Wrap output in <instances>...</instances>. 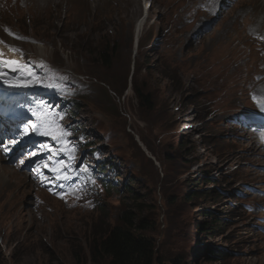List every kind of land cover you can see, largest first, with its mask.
Listing matches in <instances>:
<instances>
[{"label":"rangeland","instance_id":"rangeland-1","mask_svg":"<svg viewBox=\"0 0 264 264\" xmlns=\"http://www.w3.org/2000/svg\"><path fill=\"white\" fill-rule=\"evenodd\" d=\"M1 5L3 43L86 81V129L115 165L73 204L88 210L67 209L0 156L20 186L0 187L1 264H109L92 246L124 212L155 264H264V153L250 149V122L264 125V0H27L29 15Z\"/></svg>","mask_w":264,"mask_h":264},{"label":"clouds","instance_id":"clouds-1","mask_svg":"<svg viewBox=\"0 0 264 264\" xmlns=\"http://www.w3.org/2000/svg\"><path fill=\"white\" fill-rule=\"evenodd\" d=\"M213 22H216V20L211 22L209 29ZM247 49H249V47H247ZM60 72L67 73L76 80H83L67 70H60ZM57 102L58 105H55L52 109L54 111L63 109L64 112H67V105L62 101ZM70 104L72 105L70 106L71 110L66 114L64 120V124L68 125L66 127H63V124L61 125L62 127L57 124L45 126L41 119V122L34 121V126L43 124V127L40 128L39 132H33L32 128L34 126L30 125L27 119L26 121L28 122L30 130L29 137L33 136L35 133H39L43 136L42 150L44 153V165L53 166L47 171V176L44 179V181L47 182L44 184V192L51 197L57 198L67 209L88 210L87 208L73 207V204L91 197L94 184L98 179H101L102 175L112 172L115 165L112 164L113 157L110 151H105L103 149L104 147H108V145L104 143L107 141L95 143V139L92 138L90 131L86 129L85 122L87 121L83 119L85 113H81L80 104L74 107L73 99ZM54 117L56 116L54 115ZM67 118H71V120H67ZM72 123H76V125L71 126ZM195 126L198 127V125ZM187 127L188 126L185 125L186 130L188 129ZM63 129H67L76 134L75 144L64 146L62 143H54V140L58 137L57 131ZM45 130H50V132H44ZM192 131L196 133L197 128ZM54 135L57 137L51 141ZM185 135L189 134L185 133ZM46 138L50 141H47ZM66 147H69V151H67ZM71 151L72 153H69ZM0 156L3 160L5 159V161L11 164L10 159L7 160L1 153ZM11 166L16 170L12 164ZM262 169H264V167ZM104 180L105 179H103L101 183L108 189L105 184L106 181ZM236 190H234V192ZM101 204L102 200H99L98 207H100ZM231 204L234 205L236 203L231 202Z\"/></svg>","mask_w":264,"mask_h":264},{"label":"trees","instance_id":"trees-1","mask_svg":"<svg viewBox=\"0 0 264 264\" xmlns=\"http://www.w3.org/2000/svg\"><path fill=\"white\" fill-rule=\"evenodd\" d=\"M106 53L107 50H101L100 56L106 59ZM137 96L141 102L150 104L143 94L137 92ZM146 228L140 226V229ZM137 229L132 213L124 212L120 226L107 230L101 238L94 240L91 252L93 257L108 259L109 264H155L154 244L138 235ZM201 230L207 231L205 228ZM178 263L180 264L179 261Z\"/></svg>","mask_w":264,"mask_h":264},{"label":"bare ground","instance_id":"bare-ground-1","mask_svg":"<svg viewBox=\"0 0 264 264\" xmlns=\"http://www.w3.org/2000/svg\"><path fill=\"white\" fill-rule=\"evenodd\" d=\"M14 1H17V2H18V5H17L16 8H15V7H11V4H12ZM50 1H54V0H50ZM59 1H60V0H59ZM125 1H127V0H125ZM135 1H136V0H135ZM2 2H5V5H8V6H9L10 8H12L13 10L15 9L16 12H17L19 9H22L23 12H28L27 15L36 12V10L30 8L28 5H27V6H22V3H23V4H27V0H1L0 3H2ZM21 2H22V3H21ZM100 2H114V0H99V3H100ZM119 2H121V1H118L117 3H119ZM137 2H139V1H137ZM54 5H59V4H58V2H55V3H53L51 6H54ZM51 6H48V7L50 8ZM219 8H220V7H219ZM93 9H94V8H93ZM133 11H134V9H133ZM219 12H220V9L218 10V13H219ZM218 17H219V14H217V15L215 16V18L209 22V24L207 25V27H206V29H205V32H206L207 29H209L211 22L214 21V20H216ZM146 22H147V20L144 19V18L141 19V20H139V21L137 22L136 30H135V32H134L135 39H137V41L135 42V47L137 46L139 40L141 39V36H143L142 33H144V32H143V29H144V26L146 25ZM41 60H44V59H41ZM15 84H16L17 86H22V84L19 83V82H17V81H15ZM23 89H28V88H27V87H24ZM22 124H23V125H27L28 122H27V121H23ZM186 125H187L188 127H189V126L194 127L193 125H196V124L193 123V124H186ZM250 126L253 128V129H252V132H251V133H252V136H253V135H256V134H258V133H264V125H263V123L260 122V123L256 124V123H254L253 121H251V122H250ZM191 127H190V128H191ZM190 128H188L187 130H190ZM184 130H186V128H185ZM191 132H192V131H189L188 134H191ZM54 136H55V135H54ZM55 138H56V136H55ZM252 138H253V139H252V141H251L252 143L250 144V149L252 150V149L254 148V146H255L256 144H258V145L260 146V148H259L257 151H260V153H259V152H257V153H258L260 156H263V153H264V140H261V139L255 138V137H252ZM46 140H47V139H46ZM47 141H48V140H47ZM139 144L142 145V143H140V142H139ZM252 144H253V145H252ZM142 147H143L144 151H145L146 153H148V151L146 150V148H145L143 145H142ZM252 151H253V150H252ZM253 152H255V151H253ZM261 152H263V153H261ZM0 168L2 169V172L0 173V187H1V188H6V189H15L16 191H18V190L20 189L19 182L16 181V180H13V177H12V174H11L10 170L7 169V168H5V167H0ZM11 171L14 173L13 170H11Z\"/></svg>","mask_w":264,"mask_h":264},{"label":"snow or ice","instance_id":"snow-or-ice-1","mask_svg":"<svg viewBox=\"0 0 264 264\" xmlns=\"http://www.w3.org/2000/svg\"><path fill=\"white\" fill-rule=\"evenodd\" d=\"M41 127H43V124H41L40 126H34V127L32 128V131H33V132H39ZM25 131H27V129H26Z\"/></svg>","mask_w":264,"mask_h":264},{"label":"water","instance_id":"water-1","mask_svg":"<svg viewBox=\"0 0 264 264\" xmlns=\"http://www.w3.org/2000/svg\"><path fill=\"white\" fill-rule=\"evenodd\" d=\"M141 145V144H140Z\"/></svg>","mask_w":264,"mask_h":264}]
</instances>
